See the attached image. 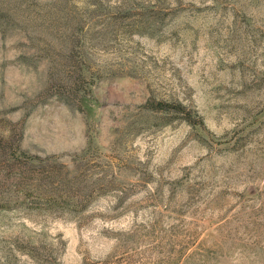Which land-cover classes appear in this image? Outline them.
<instances>
[{
    "label": "rangeland",
    "instance_id": "rangeland-1",
    "mask_svg": "<svg viewBox=\"0 0 264 264\" xmlns=\"http://www.w3.org/2000/svg\"><path fill=\"white\" fill-rule=\"evenodd\" d=\"M0 264H264V0H0Z\"/></svg>",
    "mask_w": 264,
    "mask_h": 264
},
{
    "label": "trees",
    "instance_id": "trees-1",
    "mask_svg": "<svg viewBox=\"0 0 264 264\" xmlns=\"http://www.w3.org/2000/svg\"><path fill=\"white\" fill-rule=\"evenodd\" d=\"M155 104H156L155 108H161V109H164L167 105H169L166 102H162V101H158Z\"/></svg>",
    "mask_w": 264,
    "mask_h": 264
}]
</instances>
